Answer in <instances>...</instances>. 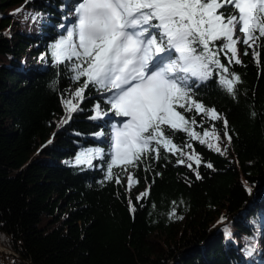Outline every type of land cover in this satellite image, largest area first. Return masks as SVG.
<instances>
[{
    "label": "trees",
    "instance_id": "trees-1",
    "mask_svg": "<svg viewBox=\"0 0 264 264\" xmlns=\"http://www.w3.org/2000/svg\"><path fill=\"white\" fill-rule=\"evenodd\" d=\"M65 3L0 0V264H254L259 245L257 264H264V47L257 64L252 50L244 55L238 45L242 63L230 65L241 78L235 98L216 76L196 89L201 102L227 119L232 141L223 136V121L200 126L197 115L195 130L203 138L215 124L227 154L178 133L174 142L191 143L201 156L202 179L169 155L129 169L137 181L129 190L127 173L119 184L105 180L104 160L91 168L74 164L83 148H109V136L94 134H110L121 118L89 119L97 102L110 108L106 97L86 91L82 111L60 124L61 96L79 84L63 66H52L50 54L40 58L62 33ZM28 13L42 18L25 19ZM221 61L227 65L223 53ZM172 208L183 219L170 218Z\"/></svg>",
    "mask_w": 264,
    "mask_h": 264
},
{
    "label": "snow or ice",
    "instance_id": "snow-or-ice-1",
    "mask_svg": "<svg viewBox=\"0 0 264 264\" xmlns=\"http://www.w3.org/2000/svg\"><path fill=\"white\" fill-rule=\"evenodd\" d=\"M62 10L65 16L58 26L62 33L40 58L46 60L50 54L52 66H63L70 80L79 84L65 90L67 97L61 96L65 118L60 124H68L73 114L82 111L80 105L88 98L85 93L92 90L106 97L110 108L105 111L97 102L89 119L102 120L109 113L121 118L119 124H112L110 134H94L109 136L107 152L100 147L83 148L74 164L91 168L94 160H104L105 180L115 179L119 184L121 173H127L130 190L137 181L129 169L148 159L173 155L178 157L176 163L185 164L196 179H202L201 156L191 143L181 146L174 139L184 133L190 141L227 154L215 124L203 131V138L195 130L197 115L202 118L200 126L205 120L223 121V136L229 144L232 141L227 119L201 102L196 89L216 76L220 88L237 96L241 78L230 65L242 63L238 45L243 46L244 55L251 49L259 64V49L264 47V0H66ZM29 18L39 22L42 14L28 13L25 19ZM189 113L194 115L189 118ZM205 166L213 168L211 163ZM116 167L120 172H114ZM245 187L251 193V187L246 183ZM148 194L146 189L136 200ZM169 215L183 219L175 208ZM224 231L230 239V229Z\"/></svg>",
    "mask_w": 264,
    "mask_h": 264
},
{
    "label": "rangeland",
    "instance_id": "rangeland-1",
    "mask_svg": "<svg viewBox=\"0 0 264 264\" xmlns=\"http://www.w3.org/2000/svg\"><path fill=\"white\" fill-rule=\"evenodd\" d=\"M28 20H32L31 18H29ZM34 21V20H33ZM40 21V20H39ZM36 27V26H35ZM227 225V221H224L223 223H221V225L220 226H226ZM219 227V226H218ZM262 247V245H259L258 246V249L255 251V253H253L252 255H253V259H252V262L254 263V264H257V263H259L258 261L260 260V258L261 257H263V255H262V253H261V248Z\"/></svg>",
    "mask_w": 264,
    "mask_h": 264
}]
</instances>
